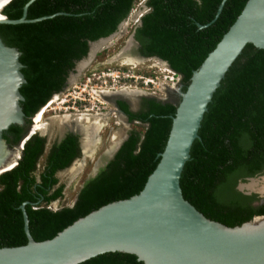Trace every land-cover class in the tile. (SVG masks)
<instances>
[{
  "label": "trees",
  "instance_id": "16d2710c",
  "mask_svg": "<svg viewBox=\"0 0 264 264\" xmlns=\"http://www.w3.org/2000/svg\"><path fill=\"white\" fill-rule=\"evenodd\" d=\"M10 0L1 10L18 19L26 6L29 21L0 23V37L20 51L25 82L20 91L25 117L53 94L61 92L74 62L85 56L89 42L116 31L130 13L134 0ZM145 0L148 10L134 29L144 56H158L181 76L186 90L192 72L228 30L247 0ZM198 24L202 25L199 26ZM132 129L114 157L80 189L71 205H49L62 197L57 170L78 154L77 135L67 133L46 149L38 132L23 144L17 164L0 174V247L27 242L21 204L35 241L55 236L79 217L111 201L140 192L163 151L176 105L145 98V108L131 112L117 100ZM190 157L180 176L183 197L207 218L228 226L264 215V203L251 205L255 195L235 189L238 179L264 172V49H255L235 78L218 97L198 129ZM23 136V135H22ZM41 162V168L37 165ZM250 202V203H249ZM78 264H143L136 255L105 252Z\"/></svg>",
  "mask_w": 264,
  "mask_h": 264
},
{
  "label": "water",
  "instance_id": "95a60500",
  "mask_svg": "<svg viewBox=\"0 0 264 264\" xmlns=\"http://www.w3.org/2000/svg\"><path fill=\"white\" fill-rule=\"evenodd\" d=\"M9 1L2 0L1 10ZM3 15L0 23L29 21L26 6L18 19ZM108 37L89 43L87 55L78 61L66 84L78 79L96 55V51L91 52L92 44ZM131 38L134 42L133 35ZM258 48L264 49V0H247L214 49L192 72L186 90L181 89L179 82L176 87L164 89L165 97L153 96L173 103L176 110L164 149L140 192L102 205L42 241L31 236L25 202L22 203L27 242L0 247V264H78L113 251L134 254L143 264H264V215L228 226L198 211L183 197L180 187L181 172L194 139L199 137L202 119ZM128 51L123 47L121 53L132 56ZM19 55L16 47L5 44L0 37V174L17 164L22 154L20 144L33 130L36 115L30 116L31 123L23 134L25 117L20 86L25 78ZM134 56L154 57L169 67L158 56L138 52ZM99 94L115 107L121 96L115 93L108 98ZM170 94L173 98H169ZM115 110L129 124L126 115ZM38 132L43 136L44 129ZM258 192L264 194V190Z\"/></svg>",
  "mask_w": 264,
  "mask_h": 264
},
{
  "label": "rangeland",
  "instance_id": "374dc122",
  "mask_svg": "<svg viewBox=\"0 0 264 264\" xmlns=\"http://www.w3.org/2000/svg\"><path fill=\"white\" fill-rule=\"evenodd\" d=\"M145 3V0H134L133 7L131 8V11H134L135 13H138L141 11L142 13L148 10V8H141V6ZM136 10V11H135ZM135 18L132 17L129 24L126 26L127 30L123 29V32L121 35H117L115 40L110 43L109 46L106 47V49L99 50L95 56V58L91 61V63L88 65L86 70L83 72V74L76 80H74L72 83L67 84L62 92L53 95L50 99L53 100V103L50 104L47 107V110L43 114L42 122L44 126L41 128L44 129V134L47 138V145L45 151L49 148L51 143L55 141L56 139L62 137L64 132L68 130L69 128H76L72 124H70V120L74 119L75 116V122L77 124H80V126L88 125L89 123L92 124L94 121L100 122V126L97 129V133L99 136H97V144L92 148V151L94 153L91 154L89 157L82 158V160L76 159L70 167L67 169L61 171L59 173V183H64L63 188V196L60 199H57L52 203V208H59L62 205H71L74 202V199L76 197V193L79 190V187L83 182L91 176L94 172V163L96 160V156H99L102 151H105L108 144V140H111L112 138H116L118 136H121L126 132L129 128L136 129L139 131L143 130V125L140 124H134V123H125L124 119L119 115L115 117L114 115H108V117H103V114H97V116H93L92 120L85 119L82 115H76L74 109H72L70 106L66 107L65 105H61L59 103L60 99L66 98L67 100L72 95H79L82 91V88H86L87 91L89 90L88 86H85V83L88 82V84L91 85V81H97L96 77L101 74L102 71L107 70L108 68L112 69H132L135 72L142 73H154L158 75V79L163 78L164 73H168V67L165 66L164 63L159 61L158 59L151 57V58H131L129 56L125 57L124 53H119L122 48L126 45V42L130 40V34L134 32V29L138 25H133L132 20ZM120 28V27H119ZM102 47V46H101ZM119 53V54H118ZM133 56V55H132ZM127 59H130L128 62ZM89 78V79H88ZM93 86H96V90H98L101 86V84L104 86L105 84L102 82H96ZM128 85V82L123 83L122 81L116 82L114 86L119 85ZM107 85V83H106ZM102 86V87H103ZM108 87V86H107ZM104 88V87H103ZM118 91V90H117ZM85 91H82L84 93ZM91 92V91H90ZM92 93V92H91ZM141 92L138 91L139 94ZM159 93V91L157 92ZM163 93V94H162ZM145 95H148L146 93H142ZM161 96L159 97H165L164 91H161ZM94 96H96L94 94ZM137 98V97H136ZM105 100V99H104ZM50 101V100H49ZM95 101V100H93ZM108 104L109 102L105 100ZM96 102V101H95ZM97 107H100L101 105L98 103H95ZM94 104V110H97V107ZM106 104V106H107ZM109 105V104H108ZM89 106V104H88ZM110 107V105H109ZM111 108V107H110ZM114 107H112L113 109ZM41 110V108H40ZM99 115V116H98ZM79 117L83 118L79 120ZM97 118L98 121H97ZM65 122V123H63ZM88 122V123H86ZM73 123V124H76ZM30 124V123H29ZM76 124V125H77ZM79 127V126H78ZM73 130V129H72ZM95 134V135H96ZM100 138L102 140H100ZM93 141V140H92ZM86 142V141H85ZM90 145V144H89ZM86 152V149H84ZM97 151V152H96ZM45 155V153H44ZM89 158V159H88ZM43 161V157L40 159L39 165H41V162ZM252 180L257 182V189L264 187V174L260 176L253 177ZM264 190V189H263Z\"/></svg>",
  "mask_w": 264,
  "mask_h": 264
},
{
  "label": "flooded vegetation",
  "instance_id": "af4514ba",
  "mask_svg": "<svg viewBox=\"0 0 264 264\" xmlns=\"http://www.w3.org/2000/svg\"><path fill=\"white\" fill-rule=\"evenodd\" d=\"M141 8L143 9V8H148L147 7V5L144 3L142 6H141ZM120 23H122V21L120 22ZM119 23V24H120ZM117 29H118V27H117ZM133 33V32H132ZM117 35H119V33L117 34ZM117 35H116V37H117ZM133 40H134V42H133V44L131 45V47H130V49H129V51H128V53H130V54H132V55H135L137 52L138 53H140L141 54V52H140V43L138 42V41H136L135 40V38H134V33H133ZM127 43V42H126ZM104 47H106V45H103ZM135 53V54H134ZM87 55V54H86ZM85 55V56H86ZM141 55H143V54H141ZM84 57V56H83ZM82 57V58H83ZM131 57V56H130ZM151 57V56H150ZM80 60V59H79ZM79 60H76L75 62H74V66H73V68H71L70 69V72H69V74H68V77H69V75L71 74V72H74L75 70H76V65H77V63H78V61ZM91 63V62H90ZM89 63V64H90ZM89 64H87L86 66H85V68H84V70L82 71V73H81V75L83 74V72L86 70V68L88 67V65ZM68 77H67V79H68ZM67 79H66V83H67ZM67 85V84H66ZM125 89V88H124ZM126 89H130V90H134V89H131V88H126ZM117 90H120V89H115V90H112V89H109L107 86L106 87H104L102 90H100V92L102 93V94H106L107 95V97L109 98V97H114L115 95V93H118L119 95H121L120 97H118L117 98V100H124V101H126V103H127V105H128V108H129V110L131 111V112H138V111H140V110H142V109H144L145 108V98H148V97H150L149 95H145V94H142V93H139V94H136V95H131V94H128V95H123V94H121V93H119V92H117ZM129 95H131V96H129ZM137 97V98H136ZM107 98V99H108ZM169 98H173V95L172 94H170L169 95ZM117 100H116V107L115 106H113L112 104H110V103H108L109 105H110V107H109V105L107 104V106H106V110H109V109H112V107H114L112 110H115L116 108L117 109H119L118 108V106H117ZM83 113H86V114H89L90 115V119L92 120V118H93V116H97V113H95V112H93L92 110L90 111H83ZM112 114V113H111ZM117 114V113H116ZM103 117H108V112H105V113H103ZM113 115V114H112ZM118 115V114H117ZM127 117V116H126ZM70 123L73 125V126H75L76 128H77V126H76V124H73L74 122L73 121H70ZM86 123H88V122H86ZM130 123H134V124H140L138 121H136V120H132V121H129V124ZM83 125V124H82ZM80 126V124H78V126H79V128L80 127H82V129L84 130L83 132L85 133V135L87 136V137H85L84 135H83V132H81V133H78L77 132V130H76V128L74 129V128H69L68 130H66V132H64V134L62 135V137H60V138H58V139H56L55 141H53L51 144H53V143H57V142H59L67 133H72V134H75V135H77V138H78V148H79V150H78V154H77V156H75L73 159H72V161L70 162V164L68 165V166H66L65 168H63V169H60V170H57L56 171V173H55V176L57 177V179H58V181H57V183H56V185H55V187L57 186V185H63V188H64V183H59V173L61 172V171H63V170H65V169H67L68 167H70L71 166V164L76 160V159H79V160H82V158H85V157H89V156H91V154L92 153H94L93 151H92V148L97 144V136H99L98 134H96V135H94L93 136V139L92 138H88V135H87V133H86V129H88V127L91 125L90 123L87 125V126H85V128H84V126ZM79 128H77V129H79ZM73 129V130H72ZM76 130V131H75ZM79 131H80V129H79ZM130 132H131V128H129L126 132H124V134H122L121 136H118V137H116L115 139L114 138H112L111 140H108V142H110L109 144H108V146H107V148H106V150L105 151H102L101 152V154L99 155V156H96L95 158H96V160H95V163H94V172H93V174L91 175V176H89L88 178H86V180L83 182V184H81V186L79 187V190H78V192L76 193V197H75V199H74V201L76 200V198H77V194L79 193V191H80V189H82L83 188V186L86 184V182L89 180V179H91V178H93L94 176H96L98 173H99V171L101 170V169H103L105 166H106V164L110 161V159H112L113 157H114V155H115V153L117 152V150L119 149V147L121 146V144L127 139V137L129 136V134H130ZM47 139V138H46ZM103 139V138H102ZM101 138H100V140H102ZM93 140V141H92ZM86 141V142H85ZM90 144V145H89ZM46 145H47V141H46ZM49 148H50V146H49ZM49 148L46 150V151H44V153L46 154L47 152H48V150H49ZM84 149H86V152L84 151ZM97 152V151H96ZM89 159V158H88ZM39 168H41V165H37V169H39ZM262 174H264V172L263 173H260V174H256V175H252V176H245V178L244 179H238V181H237V183H236V185H235V189L237 190V191H239V192H241L243 195H247V196H251V195H255L256 196V198H254L253 200H251V205L252 206H254V207H256V206H258V205H260V204H263L264 203V194L262 195V194H260L258 191L260 190V188H259V190L257 189V186H255L254 188H250L249 187V185H251L253 182H256V181H254V180H252V178L253 177H256V176H260V175H262ZM257 183V182H256ZM62 196H63V192H62ZM58 199H60V198H58ZM57 200V199H56ZM56 200H54V201H56ZM53 201V202H54ZM52 202V203H53ZM52 203L49 205L50 207L52 206ZM250 203V202H249ZM52 208V207H51ZM53 209H57V208H53Z\"/></svg>",
  "mask_w": 264,
  "mask_h": 264
},
{
  "label": "built area",
  "instance_id": "2783aa9c",
  "mask_svg": "<svg viewBox=\"0 0 264 264\" xmlns=\"http://www.w3.org/2000/svg\"><path fill=\"white\" fill-rule=\"evenodd\" d=\"M136 11V10H135ZM144 13V12H143ZM143 13L140 11L138 13V16L136 19L132 20L133 25H138L141 16ZM131 12L129 13L128 17L124 21V23L128 22L127 25L129 24L130 20L132 17H130ZM158 75L154 73H142L140 72H135L132 69H123V68H118V69H112L108 68L105 71H102L101 74H99L96 77V80L98 82H103L105 85L103 86L101 84L100 88L96 90V86L94 84V80L91 81V85L88 84V82L85 83V86L89 87L90 91H87L86 88H82V91H85L84 93H81L79 95H72L70 98L67 100L65 97L60 99L59 103L62 105H65L66 107L70 106L72 109H76L75 113L76 115L83 114V111H93L97 114H103L105 112H108V115H111V113L117 117V114L115 110L109 109L106 110V101L104 98L101 97L99 94L100 90L103 89V87L108 86L109 89L115 90V89H126V88H131L134 90H137L141 93H146L150 96H155L159 97L161 96V91L163 92L166 87H176L178 83L181 80V76L177 74L174 70L171 68H168V73L163 74L162 79L157 78ZM89 79V78H88ZM96 81V82H97ZM122 81L123 83L128 82V85H119V86H114L116 82ZM95 82V83H96ZM107 83V85H106ZM103 86V87H102ZM159 91V93H157ZM94 94L96 96H94ZM163 94V93H162ZM95 100V101H93ZM51 101L47 102V107L51 104ZM95 103L100 104V107H97ZM89 104V106H88ZM94 104L97 107V110H94Z\"/></svg>",
  "mask_w": 264,
  "mask_h": 264
},
{
  "label": "bare ground",
  "instance_id": "6f19581e",
  "mask_svg": "<svg viewBox=\"0 0 264 264\" xmlns=\"http://www.w3.org/2000/svg\"><path fill=\"white\" fill-rule=\"evenodd\" d=\"M1 5H2V0H0V10H1ZM140 12V11H139ZM138 12V13H139ZM138 13H135L134 11H132L131 12V14H130V17H133V18H135L136 19V17L138 16ZM0 17H4V15L0 12ZM127 23L128 22H126V23H122L121 24V26H120V28H119V30L116 32V33H114L113 35H111L110 37H108V38H105V39H102V40H100L98 43H94V44H92V46H91V52L92 53H94L95 51H96V53L99 51V50H101V48H106L107 46H108V44L109 43H112L114 40H115V38H116V35L119 33H122L123 31H121V30H123V29H125L126 28V26H127ZM133 44V42H132V38L130 37V40H128L127 41V43H126V45L124 46V48H127V49H130V47H131V45ZM103 45H106V47H104ZM102 46V47H101ZM94 57V56H93ZM125 57H127V56H125ZM139 58V57H137V56H131V58ZM140 59V58H139ZM127 61L129 62L130 61V59H127ZM117 92H119V93H121V94H123V95H128V94H131V95H135L136 93H138V91L137 90H130V89H120V90H118ZM131 95H129V96H131ZM53 103V100L51 101V104ZM47 110V107L43 110H40L36 115H35V117H34V120H33V126H32V128L31 129H33V132H35V131H38V130H41V128L44 126V124H43V122H42V118H43V114H44V112ZM82 115V114H81ZM99 116V115H98ZM83 117L85 118V119H89L90 120V115L89 114H83ZM80 119H83V118H81V117H79V120ZM98 119L99 118H97V121H98ZM70 121H73L74 123H76L75 122V120H70ZM81 121V120H80ZM77 124V123H76ZM101 124H100V122H96V121H94L89 127H88V129H86V133H87V135H88V138L90 139V138H92L93 139V136L95 135V133H97V129L99 128V126H100ZM77 126V128H79L78 127V124L76 125ZM85 126H87V125H85ZM85 128V127H84ZM80 129V131L81 132H83L84 130L82 129V127H80L79 128ZM43 130V129H42ZM83 135L85 136V137H87L86 135H85V133L83 132ZM257 186V183L256 182H253L251 185H249V187L250 188H254L255 186ZM264 189V187L263 188H261L260 189V191H262Z\"/></svg>",
  "mask_w": 264,
  "mask_h": 264
},
{
  "label": "clouds",
  "instance_id": "9594fccd",
  "mask_svg": "<svg viewBox=\"0 0 264 264\" xmlns=\"http://www.w3.org/2000/svg\"><path fill=\"white\" fill-rule=\"evenodd\" d=\"M146 12H147V11H146ZM146 12L144 11L143 14H145ZM142 16H143V15H142ZM142 16H141V17H142ZM127 17H128V16H127ZM127 17H126V18H127ZM126 18L122 21V23H124V21L126 20ZM140 19H141V18H140ZM126 28H127V27H126ZM126 28H125V29H126ZM118 29H119V28H118ZM118 29H116V31H114L113 33H116V32L118 31ZM126 30H127V29H126ZM113 33L109 34L108 36H111ZM133 33H134V32H133ZM133 33L130 34V37L133 35ZM119 35H121V33H120ZM108 36H105V37H108ZM98 39H99V38H98ZM96 40H97V39H96ZM94 41H95V40H94ZM89 43H90V42H89ZM109 45H110V43L108 44V46H109ZM102 49H106V48H102ZM102 49H101V50H102ZM119 53L121 54V51H120ZM119 53H118V54H119ZM96 54H97V53H96ZM123 55H124V56H128L127 53H126V55H125V54H123ZM95 56H96V55H95ZM95 56L93 57V59L95 58ZM93 59H92V60H93ZM166 67H167V66H166ZM168 68H169V67H168ZM180 82H181V80H180ZM169 87H170V86H169ZM64 88H65V87H64ZM62 91H63V90H62ZM62 91H61V92H62ZM59 93H60V92H59ZM56 94H58V93H56ZM53 95H55V94H53ZM53 95H52V96H53ZM135 95H136V94H135ZM149 96H150V95H149ZM152 97H153V96H152ZM49 100H51V99H49ZM49 100H48V101H49ZM48 101H47V102H48ZM47 102H46L42 107H40L41 110H42V109L44 110V109L47 107V105H46ZM40 108L35 112L36 114L40 111ZM115 112H116V110H115ZM31 116H32V115H31ZM118 116H119V115H118ZM34 117H35V116H34ZM76 117H77V116H75L74 119H76ZM30 123H31V121H30ZM36 132H38V131L33 132V130H32V131L30 132V134H29V137H30L31 135H33L34 133H36ZM38 133H39V132H38ZM44 136H45V135H44ZM29 137H27V139H28ZM27 139L25 138V139L21 142L20 145H21V148H22V149H23V144H24V142H25Z\"/></svg>",
  "mask_w": 264,
  "mask_h": 264
},
{
  "label": "snow or ice",
  "instance_id": "6c2138e0",
  "mask_svg": "<svg viewBox=\"0 0 264 264\" xmlns=\"http://www.w3.org/2000/svg\"><path fill=\"white\" fill-rule=\"evenodd\" d=\"M0 19H2V17H0Z\"/></svg>",
  "mask_w": 264,
  "mask_h": 264
}]
</instances>
